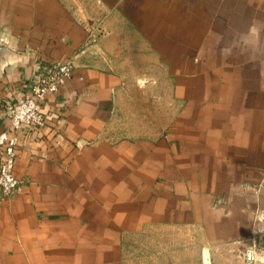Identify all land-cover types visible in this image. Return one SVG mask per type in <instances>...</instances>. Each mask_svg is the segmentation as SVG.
<instances>
[{
    "label": "crops",
    "instance_id": "crops-1",
    "mask_svg": "<svg viewBox=\"0 0 264 264\" xmlns=\"http://www.w3.org/2000/svg\"><path fill=\"white\" fill-rule=\"evenodd\" d=\"M69 59L20 137L0 264H264V0H0V132ZM134 74L154 118H122Z\"/></svg>",
    "mask_w": 264,
    "mask_h": 264
},
{
    "label": "built area",
    "instance_id": "built-area-1",
    "mask_svg": "<svg viewBox=\"0 0 264 264\" xmlns=\"http://www.w3.org/2000/svg\"><path fill=\"white\" fill-rule=\"evenodd\" d=\"M96 37H92L94 41ZM74 69L73 59L45 63L33 78L31 96L5 102L10 127L0 132V198L11 196L20 185L15 172L20 137L45 125L41 103L48 94L57 92L66 84ZM258 260L263 262L260 257Z\"/></svg>",
    "mask_w": 264,
    "mask_h": 264
},
{
    "label": "rangeland",
    "instance_id": "rangeland-1",
    "mask_svg": "<svg viewBox=\"0 0 264 264\" xmlns=\"http://www.w3.org/2000/svg\"><path fill=\"white\" fill-rule=\"evenodd\" d=\"M99 2H101V0H98ZM88 2V6L90 3V0H87ZM89 22V21H87ZM129 87H131V89L133 90V100H132V112L129 111H124L122 112V118L123 120L126 119L128 121V119L131 118H135L136 120H142L144 121L145 119L151 117L154 118V115L156 114L154 111L152 112L151 115H149V113L144 112V108H145V103L143 101V89H142V83L138 78V74H134L132 75V78L130 79V85Z\"/></svg>",
    "mask_w": 264,
    "mask_h": 264
},
{
    "label": "clouds",
    "instance_id": "clouds-1",
    "mask_svg": "<svg viewBox=\"0 0 264 264\" xmlns=\"http://www.w3.org/2000/svg\"><path fill=\"white\" fill-rule=\"evenodd\" d=\"M250 255H251V253H250Z\"/></svg>",
    "mask_w": 264,
    "mask_h": 264
}]
</instances>
